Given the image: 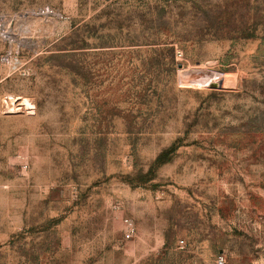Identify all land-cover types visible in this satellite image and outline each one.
<instances>
[{
  "label": "rangeland",
  "instance_id": "1",
  "mask_svg": "<svg viewBox=\"0 0 264 264\" xmlns=\"http://www.w3.org/2000/svg\"><path fill=\"white\" fill-rule=\"evenodd\" d=\"M0 264H264V0H0Z\"/></svg>",
  "mask_w": 264,
  "mask_h": 264
},
{
  "label": "built area",
  "instance_id": "2",
  "mask_svg": "<svg viewBox=\"0 0 264 264\" xmlns=\"http://www.w3.org/2000/svg\"><path fill=\"white\" fill-rule=\"evenodd\" d=\"M127 238H130V233L127 234ZM183 242L181 241L180 244H182Z\"/></svg>",
  "mask_w": 264,
  "mask_h": 264
},
{
  "label": "bare ground",
  "instance_id": "3",
  "mask_svg": "<svg viewBox=\"0 0 264 264\" xmlns=\"http://www.w3.org/2000/svg\"><path fill=\"white\" fill-rule=\"evenodd\" d=\"M15 72V71H14ZM25 102V101H24ZM24 105L26 104V103H23ZM26 106V105H25ZM11 110V109H10Z\"/></svg>",
  "mask_w": 264,
  "mask_h": 264
}]
</instances>
